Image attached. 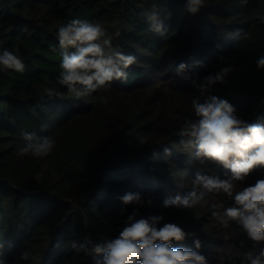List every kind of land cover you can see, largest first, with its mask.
<instances>
[{
    "label": "trees",
    "instance_id": "obj_1",
    "mask_svg": "<svg viewBox=\"0 0 264 264\" xmlns=\"http://www.w3.org/2000/svg\"><path fill=\"white\" fill-rule=\"evenodd\" d=\"M184 3L0 0V48L18 47L26 66L23 73L0 71L3 264H95L72 243L115 237L135 207L141 217L163 215L164 222L195 233L173 246L194 248L198 238L207 264H241L231 246L245 241L243 252L252 242L238 223L222 227L211 215L213 204L231 206L232 197L200 188L203 199L194 208H164L163 201L176 194L180 181L186 184L183 192L192 190L197 173L225 176L224 169L202 164L180 143V129L195 119L194 101L214 95L229 100L250 123L264 117V71L255 64L264 53V0H204L195 16L184 11ZM153 7L164 21L163 36L152 32L142 15ZM74 19L99 23L113 36V46L137 61L126 80L81 99L58 83L57 32ZM180 63L187 69L177 75ZM229 65L235 70L225 84L203 95L193 86V80ZM45 87L57 95L48 98ZM25 132L54 139L55 149L43 159L20 156ZM141 135L146 145L138 144ZM261 177L264 169L253 171L236 190ZM129 192L139 193L144 205H124L120 197ZM24 250L35 259L22 260Z\"/></svg>",
    "mask_w": 264,
    "mask_h": 264
},
{
    "label": "clouds",
    "instance_id": "obj_2",
    "mask_svg": "<svg viewBox=\"0 0 264 264\" xmlns=\"http://www.w3.org/2000/svg\"><path fill=\"white\" fill-rule=\"evenodd\" d=\"M246 2V0H244ZM204 6V0H185L184 11L197 15ZM150 30L160 36L166 32L164 21L159 12L152 10L142 13ZM264 23V18L261 19ZM60 53V72L58 83L74 94L76 99L86 98L101 89H108L115 81L126 80L127 70L136 64V57L125 54L113 46V36L99 23L74 19L59 27L57 32ZM223 60V57H219ZM258 70L264 71V53L255 60ZM25 63L18 47L0 48V71L23 73ZM187 69L180 63L175 69L182 75ZM231 65L220 67L193 86L203 95L216 84H225L231 72ZM44 94L52 98L57 93L50 87L43 88ZM43 99V97H41ZM107 103L106 97H100ZM195 119L186 122L180 129V143L195 151V157L203 164L212 162L225 170L224 178L218 175L197 173L192 179L193 188L183 192V181L176 184L174 196L163 201L164 208L191 209L203 199L198 189L203 188L214 194L224 193L232 197L234 203L225 206L222 202L213 204L212 218L222 227L230 222L238 223L246 233L252 246L246 248L241 241L239 248L232 245L241 257V264H264V177L253 184L236 190L237 182L243 184L247 177L257 169H264V117L250 123L237 115L229 100L210 95L205 102H193ZM24 144L18 149L20 156L43 159L56 147L50 137H37L33 133H22ZM139 145L148 143L147 137L137 138ZM170 154V149H163ZM158 155L153 153V156ZM120 200L124 205L143 206L144 200L139 193H126ZM151 205L152 201L149 200ZM125 209H120L123 216ZM195 233H187L174 222H164L163 215L139 216L138 207L123 220V226L115 237H105L94 242L85 237L80 243L73 242V249H80L91 257L95 264H207V257L198 251L202 242L193 239V247H175ZM22 260H34L29 250L20 253ZM0 264H3L0 261Z\"/></svg>",
    "mask_w": 264,
    "mask_h": 264
}]
</instances>
